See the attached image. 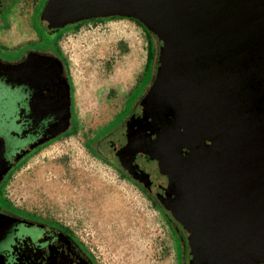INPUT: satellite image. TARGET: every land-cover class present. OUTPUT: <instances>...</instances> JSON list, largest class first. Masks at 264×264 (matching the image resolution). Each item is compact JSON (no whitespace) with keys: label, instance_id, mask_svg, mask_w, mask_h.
<instances>
[{"label":"flooded vegetation","instance_id":"1","mask_svg":"<svg viewBox=\"0 0 264 264\" xmlns=\"http://www.w3.org/2000/svg\"><path fill=\"white\" fill-rule=\"evenodd\" d=\"M12 1L0 4L6 8ZM107 18L111 16L89 19ZM134 21L150 41L152 80L116 131L122 142L116 149L119 160L111 164L161 206L178 236L182 264H264L263 246L248 243L242 256L239 247L250 234L264 240V214L223 217L209 198L212 183L226 164L219 150H231L230 142L243 140L239 145L246 148L247 165H264V44L250 42L230 53L227 61L235 75L217 71L205 51H199L201 44L186 42L182 68L173 76L167 70H176V61L170 64L172 52L165 59L170 46ZM39 24L37 41L19 49L0 44L1 49L19 54L13 62L0 59V85L21 93L15 127L30 139L10 158L0 151V247L15 237L11 249L0 252V264H95L72 232L18 211L3 195L6 177L27 156L76 123L68 61L59 45L60 30L75 23L59 29L40 19ZM30 46L47 49L27 50ZM169 73L170 81L163 85ZM96 154L108 162L99 147Z\"/></svg>","mask_w":264,"mask_h":264},{"label":"rangeland","instance_id":"2","mask_svg":"<svg viewBox=\"0 0 264 264\" xmlns=\"http://www.w3.org/2000/svg\"><path fill=\"white\" fill-rule=\"evenodd\" d=\"M46 1L0 4V44L19 49L37 41ZM59 45L68 61L76 130L23 160L5 182L4 197L20 212L67 227L95 264H182L176 232L149 197L112 165L122 142L116 131L152 80L151 60L143 73L145 31L127 18L100 19L62 34ZM18 56L0 50L5 61ZM22 99L19 91L0 85V151L7 158L30 142L15 127ZM98 147L110 163L96 154ZM14 240L5 241L0 252L9 251Z\"/></svg>","mask_w":264,"mask_h":264},{"label":"water","instance_id":"3","mask_svg":"<svg viewBox=\"0 0 264 264\" xmlns=\"http://www.w3.org/2000/svg\"><path fill=\"white\" fill-rule=\"evenodd\" d=\"M108 16L137 20L161 35L170 46L165 59L172 52L170 64L171 60L177 63L175 71L167 69L173 76L182 68L186 42L201 44L199 51L213 59L217 71L229 70L235 75L227 61L230 53L236 54L240 51L237 48L250 42L264 44V0H47L39 19L47 27L59 29L87 18ZM241 56L242 53L238 57ZM166 77L163 85L170 81V73ZM216 115L220 118V114ZM242 141L235 142V146L230 142L228 152L219 150L226 156V164L212 183L209 198L223 217L253 211L264 214V165H247L246 148L239 145ZM249 237L248 242L239 241L240 256L248 243L264 248V240L254 238L253 234Z\"/></svg>","mask_w":264,"mask_h":264},{"label":"trees","instance_id":"4","mask_svg":"<svg viewBox=\"0 0 264 264\" xmlns=\"http://www.w3.org/2000/svg\"><path fill=\"white\" fill-rule=\"evenodd\" d=\"M45 3V2H44ZM43 3V4H44ZM43 4H42V6H43ZM113 19H122V18H119V17H111V18H107L106 20H113ZM100 19H89V18H87V19H85V20H82V21H79V22H76L74 25H71V26H66V27H64L63 29H61L60 31H61V34H60V36H62V34H64V33H66V32H68L69 30H76V29H79L82 25H84V24H87V23H89V22H95V21H99ZM129 20H131V21H133V22H135L136 23V21H134L133 19H129ZM139 26H141L140 24H138ZM145 33H146V37H147V50H148V54H147V60H146V63H145V72H146V70H147V68H148V66H149V62H150V60H151V51H150V41H149V38H148V35H147V32L145 31ZM72 132L71 133H73V132H75V130H76V123H75V126H73L71 129H70ZM65 134H67V133H65ZM68 134H70V133H68ZM94 140V139H93ZM28 157V156H27ZM27 157L25 158V159H27ZM12 173V172H11ZM10 177V175L8 176V177H6V180H5V182L7 181V179ZM143 192H145V191H143ZM145 194H146V192H145ZM146 196L147 197H149L147 194H146ZM149 199H150V201H151V203L153 204V205H155V207L157 208V210H159L160 211V213L163 215V217L165 218V221L168 223V226L169 227H171V225H170V223H169V218H168V216L164 213V211H163V209L161 208V206L156 202V201H154L152 198H150L149 197ZM57 224V223H56ZM58 225V227L60 228V229H62V230H64L65 232H71L67 227H65V226H63V225H60V224H57Z\"/></svg>","mask_w":264,"mask_h":264}]
</instances>
